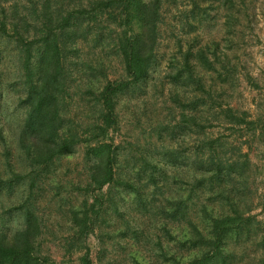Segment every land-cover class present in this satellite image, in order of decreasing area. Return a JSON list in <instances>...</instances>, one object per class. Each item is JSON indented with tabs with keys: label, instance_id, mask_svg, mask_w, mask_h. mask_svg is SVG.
<instances>
[{
	"label": "trees",
	"instance_id": "trees-1",
	"mask_svg": "<svg viewBox=\"0 0 264 264\" xmlns=\"http://www.w3.org/2000/svg\"><path fill=\"white\" fill-rule=\"evenodd\" d=\"M169 1L0 0V108L8 101L14 108L13 121H0L6 162L0 170V264H56L41 244L48 227L40 201L56 191L65 205L80 190L57 178L63 161L81 150L88 179L82 204L67 210L65 243L68 255L84 253L82 264H93L88 239L106 223L103 213L122 221L123 238L138 234L142 222L133 209L160 219L168 242L166 248L159 243L158 264H235L231 243L243 246L253 234L264 248V227L248 202L249 155L242 144L208 136L223 124L242 137L258 131L255 121L216 98L213 77L206 82L202 71L219 78L222 70L229 73L218 43L183 51L178 41L180 66L169 75L173 106L155 130L157 150L135 142L127 155L115 145L120 100L144 93L154 81ZM192 2L190 15L200 26L214 6ZM113 57L121 73L112 72ZM110 73L117 77L109 79ZM77 94L82 117L73 114ZM259 128L264 132V123ZM190 135L196 136L193 152Z\"/></svg>",
	"mask_w": 264,
	"mask_h": 264
},
{
	"label": "rangeland",
	"instance_id": "rangeland-1",
	"mask_svg": "<svg viewBox=\"0 0 264 264\" xmlns=\"http://www.w3.org/2000/svg\"><path fill=\"white\" fill-rule=\"evenodd\" d=\"M230 1L234 3L232 8ZM203 4L213 5L214 10L209 12L200 26L190 15V11L194 9L192 0H170L163 7L157 51L158 65L156 73L152 75L154 81L149 82L144 93H136L131 100H127V97L120 100V130L114 136L115 145L123 147L127 155L135 142L149 150H157L161 141L158 140L155 130L167 117V108L173 106L168 95L171 87L169 75L176 73L180 66L177 57L181 59L182 55L178 41H182L183 51L188 50L189 45L198 49L209 44L213 48V42L218 43V55H225L229 73L222 70L223 76L219 78L217 73L212 72L210 76L202 71L206 82L210 85L213 77L216 98L218 97L225 107L246 114L248 119L255 121L258 131L255 137L246 133L242 137L241 134L228 130V125L223 124L209 131L208 136L223 137L229 145L242 144L243 153L249 155L252 168L248 202L255 209L252 215L264 227V132L259 128L264 123V0H205ZM229 14L234 16L229 18ZM200 17L201 14H197V19ZM210 57L214 59L212 55ZM110 62L112 72L121 73L118 60L113 57ZM217 69H220V66H217ZM113 73L109 74L111 80L117 77ZM222 79H225V82ZM162 85H165L163 96L159 93ZM74 97L76 104L72 107L73 114L75 117H82L84 110L79 108L83 107L84 102L78 94ZM13 113L12 102L4 103L0 108V121H13ZM174 125L173 122L172 126ZM195 141V135L186 139L191 152ZM15 154L13 162L17 157V153ZM83 160L84 153L81 150L74 158L63 161L57 178L64 184L71 181L80 188L77 191L80 194L69 196L67 204L62 205L56 191H46L45 195L42 192L44 196L41 197L40 211L45 216L48 229L42 236L41 244L45 254L56 264H82L81 257L84 253L68 255L65 238L68 237L66 220L69 205L72 203L80 206L84 198L81 193L88 178ZM0 161V170L3 171L6 168L3 156ZM60 191L63 195L66 192L64 189ZM11 199L21 198L14 196ZM131 211L142 224L137 235L129 231L126 238L120 236L125 230L122 221L113 220L112 213L109 214L110 217L103 213L106 223H101L100 220L102 229L97 230L88 239L93 264H158L163 261L159 243L166 248L168 238L160 229V219L155 220V217L150 215L142 216L141 210ZM174 244L176 243L171 242V245ZM173 246L171 252L176 250ZM241 246L234 242L230 245V249L235 252V264H264V248L256 234Z\"/></svg>",
	"mask_w": 264,
	"mask_h": 264
}]
</instances>
